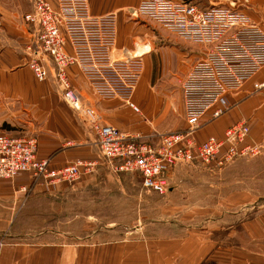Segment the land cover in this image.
I'll return each instance as SVG.
<instances>
[{
  "label": "rangeland",
  "instance_id": "374dc122",
  "mask_svg": "<svg viewBox=\"0 0 264 264\" xmlns=\"http://www.w3.org/2000/svg\"><path fill=\"white\" fill-rule=\"evenodd\" d=\"M186 1L201 9L242 5V0ZM137 3L138 0H122L123 6L118 10L119 39L128 42L132 52L152 48L151 54L144 55V61L149 57L148 64L144 62L143 76L152 74V91L158 98L159 109L155 111L154 103L149 102L150 91L143 85L138 93L139 103L135 99L143 117L126 113V119L141 124L150 121L153 126L146 134L183 130L186 120L181 98L187 58L179 60L175 53L183 50L189 55V43L147 17L134 18L131 13ZM30 7L26 0H0V37L9 33L10 15L17 18L18 44L14 48L20 58L6 69L9 75L23 66L20 60H27L24 65L31 72L27 47L35 34L25 21ZM28 33L32 35L29 41ZM7 46L8 43H2L3 49ZM192 49L201 55L205 48L192 45ZM179 62L184 64L179 67ZM31 75L32 82H27V76L19 77L13 98H0V134L34 138L40 131L41 115L34 111L32 91L41 90L49 81L53 87L57 85L54 74H48L44 82L38 81L32 72ZM240 145L238 154L223 165L177 166L170 178L173 190L165 197L145 191L138 175H116L109 169L98 171L97 181L86 188L70 186L63 193L46 191L20 199L18 209L11 212L13 222L0 236L8 243L99 248L115 245L130 251H188L206 256L249 249V224L259 221L264 214V144L254 146L256 152L245 153ZM226 151L227 147L221 155L225 156ZM201 256L200 261L207 262Z\"/></svg>",
  "mask_w": 264,
  "mask_h": 264
},
{
  "label": "built area",
  "instance_id": "2783aa9c",
  "mask_svg": "<svg viewBox=\"0 0 264 264\" xmlns=\"http://www.w3.org/2000/svg\"><path fill=\"white\" fill-rule=\"evenodd\" d=\"M25 15L35 37L28 45V63L36 79L44 82L53 71L56 85L70 109L97 136L101 157L116 175H138L143 189L161 197L173 187V170L182 164L223 165L238 154L250 129L245 122L229 127L222 139L199 143L196 134L222 117L230 108L228 95L264 67V27L246 13L227 6L201 9L186 0H140L134 18L147 17L185 42L205 46L182 82L186 127L160 134L125 133L104 124L95 109L86 104L71 83L68 70L76 66L101 100H119L141 115L133 98L144 73V55L125 51L116 56L118 16H93L89 0H26ZM67 47L71 48L68 52ZM254 89H264L256 83ZM227 147L225 156L221 155ZM257 148L246 146L245 152ZM37 140L0 134V179L10 180L30 173L35 184L52 188L74 184L82 171H95L96 162L77 161L52 169L49 160L37 158ZM24 192L28 188L23 187Z\"/></svg>",
  "mask_w": 264,
  "mask_h": 264
},
{
  "label": "crops",
  "instance_id": "0c3cea01",
  "mask_svg": "<svg viewBox=\"0 0 264 264\" xmlns=\"http://www.w3.org/2000/svg\"><path fill=\"white\" fill-rule=\"evenodd\" d=\"M50 2L55 5V1L50 0ZM139 2L140 0H138L137 5ZM241 2L242 5L239 7L237 5L222 6L238 9L249 15L255 23L264 27V0H242ZM89 4L93 16L116 13L119 26L118 10L123 6L122 0H89ZM9 19V33L4 37H0V98L5 100L15 96L19 77L27 76V82L33 80L31 78L33 77L31 75L32 71L30 72L29 68L24 65L25 60L19 61L23 65L20 70H17L13 75L7 74L6 69L18 63L20 58L14 48V45L18 44L17 18H14L11 14ZM26 32H29V30L26 29ZM31 36L28 33V41L31 40ZM2 43H8L9 46L3 49ZM186 45L190 54L188 55L185 51L179 49L180 51L177 50L175 56L179 60L181 57L187 58L186 67L183 66V68L188 73L192 65L203 57L207 48L203 46L205 49L200 55L192 49V45L195 44L186 43ZM130 48L132 47L128 42L120 41L118 28L115 55L122 56L125 51L132 52ZM67 50L71 52V48L67 47ZM148 57L144 61L146 64H148ZM25 63H27V60ZM181 64L184 63L179 62V67ZM68 73L73 88L84 97L86 104L95 109L104 124L115 126L125 133L144 134L153 126L150 121L141 124L126 119L128 113H133L139 118L143 117L141 109L142 114L139 115L119 100L99 99L76 66L70 67ZM50 74L53 75L52 70H50ZM256 83H264V67L254 78L247 81L239 91L228 95L229 110L218 120L206 125L196 134L199 143L210 138L222 139L229 127L239 122H245L250 132L240 147H254L264 144V89L255 90L254 85ZM143 85L150 91L149 102L154 103L155 111L158 112V98L152 91V74L147 75L146 73V77L143 76L141 79L133 98L134 103L137 105L135 99L140 101L138 93L142 91ZM41 87V90H33L31 96L34 102V111L36 114L41 115L40 121L42 122L40 131L34 136L37 140V158L39 160H49L52 169H62L77 161L96 162L98 168L90 172L82 171L80 178L74 184L62 183L49 189L43 183L35 184L30 173H23L10 180L0 179V233L6 232V228L13 222L11 212L18 209L20 199L34 197L46 191L63 193L70 186L83 189L97 181L98 171L109 170L96 144L97 136L90 126L68 107L61 92L57 87H53L50 81ZM181 101L185 119L183 94ZM144 102L145 100L141 102L143 106ZM164 102L165 99H163ZM23 187L28 188V191L24 192ZM249 230L251 232V248L239 249L233 252L220 251L211 255L208 254V256L203 253L201 255L204 259H207V262L204 263L200 261L202 256L199 253L188 251H130L118 249L121 247L115 245L99 248L96 246L85 247L66 244L8 243L4 242L0 236V264H169L168 260H175L170 264H264V214H262L259 221L255 220L249 224Z\"/></svg>",
  "mask_w": 264,
  "mask_h": 264
},
{
  "label": "bare ground",
  "instance_id": "6f19581e",
  "mask_svg": "<svg viewBox=\"0 0 264 264\" xmlns=\"http://www.w3.org/2000/svg\"><path fill=\"white\" fill-rule=\"evenodd\" d=\"M151 50H152V48H150V47H144V48H141L140 50H138L137 51V54L138 55H140V54L147 55V54H150L151 53Z\"/></svg>",
  "mask_w": 264,
  "mask_h": 264
},
{
  "label": "trees",
  "instance_id": "16d2710c",
  "mask_svg": "<svg viewBox=\"0 0 264 264\" xmlns=\"http://www.w3.org/2000/svg\"><path fill=\"white\" fill-rule=\"evenodd\" d=\"M122 176H125V175H122Z\"/></svg>",
  "mask_w": 264,
  "mask_h": 264
}]
</instances>
